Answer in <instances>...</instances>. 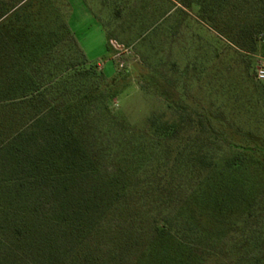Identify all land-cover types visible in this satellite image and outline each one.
<instances>
[{"label": "trees", "instance_id": "1", "mask_svg": "<svg viewBox=\"0 0 264 264\" xmlns=\"http://www.w3.org/2000/svg\"><path fill=\"white\" fill-rule=\"evenodd\" d=\"M214 1H198L201 14ZM221 1L239 17L230 41L264 58V0ZM67 17L51 0H0V264H264V219L247 229L264 206L248 186L222 184L196 217L162 212L178 202L181 177L216 175L218 158L196 137L263 159L264 146L228 142L206 116L155 118L162 147L146 172L135 156L103 176L78 128L106 89L88 83L94 70H78L87 59ZM62 42L80 64L59 68ZM245 161L232 153L226 163ZM226 229L244 231L222 240Z\"/></svg>", "mask_w": 264, "mask_h": 264}, {"label": "rangeland", "instance_id": "2", "mask_svg": "<svg viewBox=\"0 0 264 264\" xmlns=\"http://www.w3.org/2000/svg\"><path fill=\"white\" fill-rule=\"evenodd\" d=\"M198 1L51 0L68 16V27L85 53L87 64L78 70H94L99 78L88 83L106 89L86 107L78 128L103 176L125 169L124 160L132 163L135 156L143 158L140 174L146 172L154 152L162 147L149 124L155 118L206 116L228 142L252 148L258 141L264 146V81L256 79L264 58L230 41V26L239 19L230 4L214 1L201 14ZM69 46L62 42L53 49L63 70L72 61L82 62ZM112 94L117 96L110 98ZM196 139L198 147L208 146L218 158L216 175L181 177L178 202L162 209L164 214L196 217L228 183L248 186L257 205L264 206L261 155L231 150L206 137ZM232 153L242 154L246 161L239 167L227 166ZM261 208L260 217L250 220L247 229L264 219ZM243 231L226 229L218 234L224 240Z\"/></svg>", "mask_w": 264, "mask_h": 264}, {"label": "built area", "instance_id": "3", "mask_svg": "<svg viewBox=\"0 0 264 264\" xmlns=\"http://www.w3.org/2000/svg\"><path fill=\"white\" fill-rule=\"evenodd\" d=\"M256 79L260 82L264 81V67H261L257 70Z\"/></svg>", "mask_w": 264, "mask_h": 264}, {"label": "crops", "instance_id": "4", "mask_svg": "<svg viewBox=\"0 0 264 264\" xmlns=\"http://www.w3.org/2000/svg\"><path fill=\"white\" fill-rule=\"evenodd\" d=\"M74 35V34H73ZM74 37H75V35H74ZM75 39H76V37H75ZM76 41H77V43H78V45H79V47H80V44H79V42H78V40L76 39ZM80 49H81V51L83 52V54H84V56H85V53H84V51H83V49L80 47ZM86 57V56H85Z\"/></svg>", "mask_w": 264, "mask_h": 264}]
</instances>
